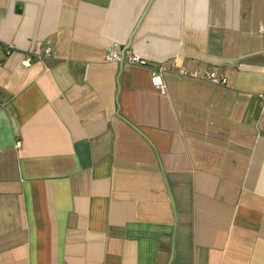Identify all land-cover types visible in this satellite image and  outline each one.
<instances>
[{"label": "crops", "instance_id": "0c3cea01", "mask_svg": "<svg viewBox=\"0 0 264 264\" xmlns=\"http://www.w3.org/2000/svg\"><path fill=\"white\" fill-rule=\"evenodd\" d=\"M0 40V264H264V0H0Z\"/></svg>", "mask_w": 264, "mask_h": 264}, {"label": "built area", "instance_id": "2783aa9c", "mask_svg": "<svg viewBox=\"0 0 264 264\" xmlns=\"http://www.w3.org/2000/svg\"><path fill=\"white\" fill-rule=\"evenodd\" d=\"M4 46V43L0 40V48ZM7 48L9 53H13L15 51V45L13 43H9L7 44ZM47 54L50 55L52 52L51 48L47 49ZM107 61L109 62H119V63H125V62H129L131 64L134 65H145L147 64V60H145L144 58L138 56V55H128L125 51H119L117 49H111L109 50V52L107 53ZM24 64L25 65H30L31 64V59L28 56L25 60H24ZM165 72V68L162 66H159L156 70V72L154 73L153 77H152V84L153 86L158 89L160 92L164 93L165 92V85H164V81H163V74ZM192 76L195 77H202L204 79H207L213 83L219 84V85H226L227 79L218 76L216 73L214 72H204L203 74H199L198 72H194L191 74ZM262 97L264 98V92L262 93ZM17 146H21V142L18 141L17 142Z\"/></svg>", "mask_w": 264, "mask_h": 264}]
</instances>
